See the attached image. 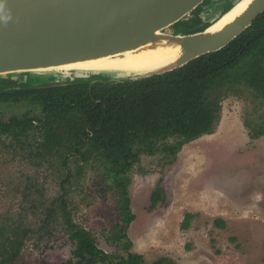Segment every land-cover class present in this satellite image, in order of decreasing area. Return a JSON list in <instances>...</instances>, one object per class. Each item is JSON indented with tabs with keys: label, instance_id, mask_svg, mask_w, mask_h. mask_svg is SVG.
<instances>
[{
	"label": "rangeland",
	"instance_id": "rangeland-1",
	"mask_svg": "<svg viewBox=\"0 0 264 264\" xmlns=\"http://www.w3.org/2000/svg\"><path fill=\"white\" fill-rule=\"evenodd\" d=\"M236 1L211 0L203 7L202 22L211 23L227 3ZM188 28L180 24L170 30L185 33ZM56 75L32 78L40 85L51 84L54 77L66 79ZM13 78L27 84L26 77ZM262 97L263 93L249 87L237 98H229L223 103L216 132L184 145L175 155L165 154L160 143L145 145L147 140L135 143L127 158L126 149L120 148L118 154L123 156L115 154L109 162L103 151H97L83 174L72 169L74 176L64 186L61 180L67 172L57 174L62 159L56 152L53 166L50 158L33 161L26 158L30 151L26 138L19 142L3 130L12 120L34 117L36 106H0V227L11 228L17 234L12 241L21 244L9 260L14 259L12 264L74 262L63 214L58 212L45 222L49 204L62 197L67 218L91 231L107 254L119 253L106 238L120 224L125 211L120 210L119 200L123 198L121 203L129 201V214L135 216L127 231L130 252L142 256L144 264H264V138L251 139L244 125L245 118L252 124L264 120ZM32 134L29 141L40 139L39 132ZM110 172L120 180L114 176L116 182H112ZM122 187L125 198L120 194ZM154 198L161 200L154 203ZM188 216L192 219L185 227Z\"/></svg>",
	"mask_w": 264,
	"mask_h": 264
},
{
	"label": "trees",
	"instance_id": "trees-1",
	"mask_svg": "<svg viewBox=\"0 0 264 264\" xmlns=\"http://www.w3.org/2000/svg\"><path fill=\"white\" fill-rule=\"evenodd\" d=\"M209 2L211 0H207L189 19L175 27L180 24L191 26L185 33L206 29L210 24L202 22L201 15L203 7ZM231 7L232 3H227L223 11ZM57 85L33 86L0 78V106H36L37 114L34 117L24 121L12 120L3 125V130L11 133L19 142L22 136L26 138L30 150L26 158L33 161L50 158L49 165L53 166V153L56 152L62 159L56 167L57 174L62 176L64 170L67 172L61 180L62 186L72 180V169H77L78 175L83 174L91 159L97 158V151H103L102 155L109 162L120 152V148L126 149V157L127 152L129 154L134 149L135 143L147 140L145 145L160 143L165 154L175 155L184 145L216 132L226 100L237 98L249 87L264 94V13L223 50L199 57L172 72L116 84H91L68 79L65 85ZM250 120H244L250 138H264V120L255 124ZM34 130L36 134L39 132L40 139L29 141L28 137L35 136L29 135ZM32 142L37 144L36 148H33ZM112 152L114 155H111ZM112 161L116 165V160ZM114 169L111 167V172ZM111 172L112 182H116L114 176L120 180ZM124 190L125 187H122L120 194L125 198ZM58 198L53 199L47 207L45 222L58 212L63 214L69 239L74 246L71 251L74 262L68 261L66 264H144L142 256L130 252L131 241L127 231L135 216L129 214V201L121 203L123 198L119 200L120 210L125 212L121 214L120 224L114 227V234L106 238L108 244L118 248L119 253L107 254L98 247L91 231L82 229L67 218L66 200ZM159 200L154 198L153 202ZM191 219L192 216L185 219V227ZM217 224L224 227L221 220ZM13 235L17 234L11 228L5 225L0 227V264H12L14 259L9 260V257L20 248V243L12 241Z\"/></svg>",
	"mask_w": 264,
	"mask_h": 264
},
{
	"label": "water",
	"instance_id": "water-1",
	"mask_svg": "<svg viewBox=\"0 0 264 264\" xmlns=\"http://www.w3.org/2000/svg\"><path fill=\"white\" fill-rule=\"evenodd\" d=\"M206 1L0 0V78L17 80L13 76L21 75L26 77L25 83L33 86L40 84L32 76L43 74L65 75L66 79L54 77L50 82L57 86L65 85L61 81L68 79L91 84L143 80L223 50L264 13V0H248L242 13L222 27L212 29L222 15L241 1L238 0L202 31L170 30L189 19ZM143 52H173L174 57L142 73L127 75L92 70L57 71L127 59Z\"/></svg>",
	"mask_w": 264,
	"mask_h": 264
},
{
	"label": "bare ground",
	"instance_id": "bare-ground-1",
	"mask_svg": "<svg viewBox=\"0 0 264 264\" xmlns=\"http://www.w3.org/2000/svg\"><path fill=\"white\" fill-rule=\"evenodd\" d=\"M248 0H241L238 2L233 9H231L228 13L225 15H222L212 26V29L222 27L229 21H232L236 16H238L240 13H242L246 6H247ZM174 57L173 52H160V53H154V52H143L140 54H135L133 56H129L127 59H121V60H105L100 63L95 64H82L73 66L71 68H66L63 70H57L58 72H66L69 70H84V71H108V72H118L122 73L121 75H127L130 73H142L144 71H147L149 69H152L153 67L159 66L164 64V60H167L169 58ZM41 73V72H39Z\"/></svg>",
	"mask_w": 264,
	"mask_h": 264
}]
</instances>
